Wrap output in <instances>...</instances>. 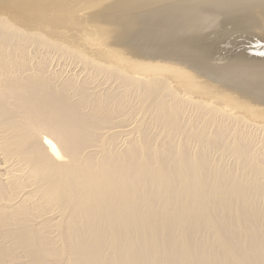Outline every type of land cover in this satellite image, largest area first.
Wrapping results in <instances>:
<instances>
[{"label":"bare ground","instance_id":"1","mask_svg":"<svg viewBox=\"0 0 264 264\" xmlns=\"http://www.w3.org/2000/svg\"><path fill=\"white\" fill-rule=\"evenodd\" d=\"M94 1L0 0V264H264V0Z\"/></svg>","mask_w":264,"mask_h":264},{"label":"rangeland","instance_id":"2","mask_svg":"<svg viewBox=\"0 0 264 264\" xmlns=\"http://www.w3.org/2000/svg\"><path fill=\"white\" fill-rule=\"evenodd\" d=\"M97 0H95L92 4H93V6H97V5H99V4H97L96 5V3L98 2V3H101L102 2V0H98L97 2H96ZM100 1V2H99ZM137 1V0H136ZM139 1V0H138ZM95 3V4H94ZM137 4V3H136ZM139 5V6H138ZM138 6V8H137V11H136V9H134V13H137V14H139V13H141V12H143L144 11V9H146V8H144V7H142V3L140 2V3H138L137 5H136V7ZM140 7L141 8H143L142 9V11H141V9H140ZM88 10V8L86 9V10H84L83 12L85 13V11H87ZM136 11V12H135ZM90 11H88V13H89ZM112 15H111V19L113 20V22H117L118 21V18H119V16H120V14H121V12H117V11H112V13H111ZM118 15V16H117ZM102 16H103V14H102ZM116 19V20H115ZM99 24H100V28H102V24L99 22ZM227 25V26H226ZM239 26H235V24H231V23H227V24H225L224 26H221L219 29H216L214 32L213 31H211L209 34H208V36H207V41L209 42L210 40H216L215 41V43H214V46L215 47H213V52L215 51H217L216 52V54L214 53V56H216L217 58H219V60L221 61H224L225 60V58H227L229 55H231V54H233V53H241L242 51H244L245 53H251V51L254 49V47L257 45V43H255V42H253V41H251L252 40V36H250V35H253L254 34V32L252 33L251 32V29H247L248 31H246V29H245V27L244 26H242L243 24H238ZM99 26V25H98ZM233 26V27H232ZM56 27V26H55ZM54 27V31L51 33L50 31H48V29H47V32L49 33H51V34H53L54 33V37L55 36H57L56 38H59L60 37V35H61V37L64 39V37L63 36H67L68 34L67 33H69V31H71L70 33H69V36H70V38H71V34L73 33L72 32V30H69V29H67L66 28V30H65V28H63L62 27V29L60 28V27H58V29L57 28H55ZM239 27V28H238ZM99 28V27H98ZM59 29H60V33L58 32L59 31ZM63 29H64V31H63ZM241 29V30H240ZM61 30H62V32H61ZM68 30V31H67ZM103 30V29H102ZM218 30V31H217ZM222 30V31H221ZM93 31H95L94 29H93ZM245 31V32H244ZM250 31V32H249ZM218 32V33H217ZM247 32H249V33H247ZM49 33V34H50ZM59 33V34H58ZM62 33H65V34H62ZM216 33V34H215ZM252 33V34H251ZM56 34V35H55ZM59 36H58V35ZM67 34V35H66ZM102 34V35H101ZM101 34H96L95 35V37L96 38H91L90 39V43L89 44H86L85 45V48H83L84 49V51L85 52H87V53H89V54H93V51L95 50H99V51H101V49L103 50V52H105L106 51V53H113L115 56H118V55H120V56H126V57H128L129 55L127 54H125V53H122V47L121 48H118V45H116L117 43H115V42H113L112 40L110 41V40H106V39H110L111 38V36L110 37H108V35L107 34H105L104 33V35H103V32L101 33ZM247 35L246 37H245V35ZM63 35V36H62ZM215 35V36H214ZM69 36H67L66 37V40L68 39L69 40V42H71V40H70V38H69ZM217 36V37H216ZM220 36V37H219ZM242 36V37H241ZM60 37V38H61ZM106 37H108V38H106ZM100 38V39H99ZM216 38V39H215ZM250 38V39H249ZM93 39H94V41H93ZM249 41H251V42H249ZM92 42V43H91ZM110 42H113V43H110ZM200 43L201 44H204V43H206L205 42V40H200ZM106 44V45H105ZM216 44V45H215ZM261 44H263V42L262 41H260V42H258V45L257 46H261ZM90 45V46H89ZM115 45V46H114ZM105 46V47H104ZM110 46V47H109ZM108 47V48H107ZM92 48H94V49H92ZM206 48L207 49H211V46L210 45H207L206 46ZM86 49V50H85ZM106 49V50H105ZM121 49V50H120ZM215 49V50H214ZM112 50V51H111ZM115 51V52H114ZM102 52V51H101ZM218 52H219V54H218ZM244 52H242V53H244ZM221 53V54H220ZM112 54V55H113ZM221 55V56H220ZM218 56H220V57H222L223 56V58L222 59H220V57H218ZM224 56H225V58H224ZM224 59V60H223ZM216 60V59H215ZM66 64H68V65H66ZM66 64H64L63 65V67L64 68H66V69H68V68H71V67H73V65H72V63L71 62H67ZM70 64H71V67H69L70 66ZM61 66V65H60ZM68 67V68H67ZM202 79L203 80H208L209 78L208 77H205V76H203L202 77Z\"/></svg>","mask_w":264,"mask_h":264}]
</instances>
